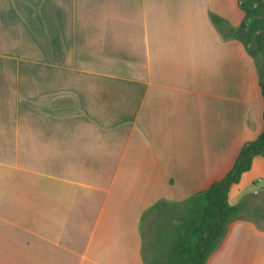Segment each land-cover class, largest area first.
<instances>
[{
  "label": "crops",
  "instance_id": "crops-1",
  "mask_svg": "<svg viewBox=\"0 0 264 264\" xmlns=\"http://www.w3.org/2000/svg\"><path fill=\"white\" fill-rule=\"evenodd\" d=\"M212 14L245 16L238 0H0V264L169 260L264 130L263 65ZM229 204L240 219L205 264H264L263 156Z\"/></svg>",
  "mask_w": 264,
  "mask_h": 264
},
{
  "label": "trees",
  "instance_id": "trees-1",
  "mask_svg": "<svg viewBox=\"0 0 264 264\" xmlns=\"http://www.w3.org/2000/svg\"><path fill=\"white\" fill-rule=\"evenodd\" d=\"M238 4L245 14L238 27L230 26L225 19L214 14L211 20L224 39L239 40L248 54L262 63L260 88L264 98V0H238ZM256 156L264 157V130L256 140L242 148L228 174L202 194L204 205L183 216L178 238L168 247L169 260L163 264H205L220 248L229 225L240 219L242 210L241 204H229L230 188L251 169Z\"/></svg>",
  "mask_w": 264,
  "mask_h": 264
},
{
  "label": "rangeland",
  "instance_id": "rangeland-1",
  "mask_svg": "<svg viewBox=\"0 0 264 264\" xmlns=\"http://www.w3.org/2000/svg\"><path fill=\"white\" fill-rule=\"evenodd\" d=\"M258 216V215H257ZM252 217H255V216H252ZM258 217H260V216H258ZM257 222H259L262 226H264V223H261L260 221H259V219L258 218H254Z\"/></svg>",
  "mask_w": 264,
  "mask_h": 264
}]
</instances>
